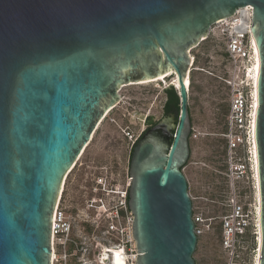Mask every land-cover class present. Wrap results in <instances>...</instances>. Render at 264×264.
I'll return each instance as SVG.
<instances>
[{
    "label": "water",
    "instance_id": "water-1",
    "mask_svg": "<svg viewBox=\"0 0 264 264\" xmlns=\"http://www.w3.org/2000/svg\"><path fill=\"white\" fill-rule=\"evenodd\" d=\"M261 5L264 0H0V264H51L52 215L66 174L120 104L123 86L167 74L178 85H169L178 116L148 129L130 159L135 264H196L183 174L191 154L190 52L213 25L247 6L259 59L255 147L264 264Z\"/></svg>",
    "mask_w": 264,
    "mask_h": 264
},
{
    "label": "rangeland",
    "instance_id": "rangeland-1",
    "mask_svg": "<svg viewBox=\"0 0 264 264\" xmlns=\"http://www.w3.org/2000/svg\"><path fill=\"white\" fill-rule=\"evenodd\" d=\"M221 31V25L213 26L208 37L191 52L199 70L193 67L189 74L193 83L192 87L189 84L188 95L194 141H191L192 154L183 174L188 183L192 210L200 214L220 211H217L218 204L209 200L222 199L223 202L226 198L225 178L214 173L222 171L223 167L220 133L230 99L226 81L240 80L244 76L245 61H232L227 57V43ZM169 87L157 82L122 88L119 93L121 103L94 133L84 155L67 177L63 196L67 213L77 218L97 177L105 176L120 187H125L131 180L128 170L131 146L147 129L149 121L154 126L164 118L165 91ZM242 187L247 189L244 190L247 195H251L248 185ZM224 257L213 231L201 239L193 254L197 264H222L219 258Z\"/></svg>",
    "mask_w": 264,
    "mask_h": 264
},
{
    "label": "built area",
    "instance_id": "built-area-1",
    "mask_svg": "<svg viewBox=\"0 0 264 264\" xmlns=\"http://www.w3.org/2000/svg\"><path fill=\"white\" fill-rule=\"evenodd\" d=\"M234 24L235 21L224 25L221 33L227 43V57L245 61L244 75L251 64L252 36L249 28L242 31L233 27ZM226 84L230 99L222 135L225 139L223 177L227 185L226 198L221 204L223 210L217 217L193 213L192 219L198 239L210 233L218 221L220 250L225 256L219 258L222 264H253L257 255L260 256V214L256 212L254 186L252 148L256 113H253L252 86L244 76L240 80L232 78ZM243 184L248 185L251 195L244 192L247 189ZM129 187L130 181L120 187L105 176L97 177L84 201V211L80 209L77 218L66 212L63 192L52 215L51 264H111L102 258L114 248L124 252L127 264H135L137 251L132 239Z\"/></svg>",
    "mask_w": 264,
    "mask_h": 264
},
{
    "label": "bare ground",
    "instance_id": "bare-ground-1",
    "mask_svg": "<svg viewBox=\"0 0 264 264\" xmlns=\"http://www.w3.org/2000/svg\"><path fill=\"white\" fill-rule=\"evenodd\" d=\"M251 10H252V8L250 6L249 7L247 6V7L240 8V9H238L236 11V13L234 14V16H232V17H230L228 19H225V20H223L221 22H218L215 25H221V27H223L224 25H226V24H228L230 22L235 21V24L233 25V27H237V29H240L242 31L246 30L247 28L250 29V26H251V18H252V11ZM215 25H213V26H215ZM211 28H210V30H211ZM205 39L206 38H203L202 41H204ZM253 41H255V40L252 37L251 38V47H252V51H251V64L247 66L248 68L244 72V77L246 78V81L248 83H250L251 86H252L253 105H254V111H253V113L255 114L256 113V83H257V78H258L259 59H258V49H257L256 43H255V46H253ZM191 59H192L191 60V65H192L191 68H193L194 58H191ZM243 64H244V62H243ZM191 68L188 71L187 77L185 79V87L187 89V93L189 91L188 88H189V84H190L189 74L191 73V71H193V70H191ZM166 78H171V74H167L165 77L160 78V79H156V80H153V81L140 82V83H130V84L125 85V86H145V85H149L151 83L162 82L161 84H165L166 86L173 84V85H175L178 88V85H177V82H176L175 79L168 81V80H166ZM125 86H123L122 88H124ZM122 88L120 89V91L122 90ZM120 91H119V93H120ZM119 96H120V94H119ZM120 100L122 101V97L121 96H120ZM113 109L114 108L110 109L105 114V116L103 117V119L101 120V122L96 127L95 132L100 128V126L102 125V123L105 121V119L107 118V116L109 115V113ZM254 124H253V128L255 129V125ZM94 133L92 134L91 139L93 138ZM253 137L255 139V134L253 135ZM91 139H90V141H91ZM254 139H253V141H255ZM90 141L87 144V146L83 149V151L81 152V154L79 155L78 159L76 160V162L73 165V168L77 165L78 161L84 155L87 147L90 145ZM252 154H253V170H254L255 199H256V202H257V204H256V207H257L256 212H257V214H260V203H259L260 202V196H259V192H258V188H257V186H258V179H257V176H258L257 175V156H256V147H255V143L254 142H253ZM73 168H71L72 170H69V172L65 176V179L63 181V186L61 188V192H60V195H59V198H58V201H59L60 197L62 198V196H63L62 194L64 192L65 182L67 180L68 175L73 171ZM58 201H57V204L56 205H58ZM258 242H259V246H260V237H259ZM106 252H108V253L103 254L102 260H108L109 262H111V264H117V253H120V260H121L122 264H127L126 257H125L124 252L122 250L115 249L114 248V249L109 250V251H106ZM259 258H260V256L258 254L257 257L255 258V261H254L253 264H259V260H258ZM135 259H136V256H135Z\"/></svg>",
    "mask_w": 264,
    "mask_h": 264
},
{
    "label": "trees",
    "instance_id": "trees-1",
    "mask_svg": "<svg viewBox=\"0 0 264 264\" xmlns=\"http://www.w3.org/2000/svg\"><path fill=\"white\" fill-rule=\"evenodd\" d=\"M195 63H196V60H195V62H194V65H193V67H194V69L195 68H198V67H195ZM198 70H199V68H198ZM197 71V70H196ZM192 73V72H191ZM190 86L192 87V85H193V83H192V79H191V75H190ZM189 93V92H188ZM165 94H166V101H165V103H164V105H163V115H164V117H169V116H171V115H174L175 116V118H177V116H178V113H179V99H178V96L176 95V92L174 91V89L172 88V87H169L168 89H166V91H165ZM227 111H228V107H227V110H226V114H227ZM189 114H190V108H189ZM226 114H225V116H224V122H223V130H222V132L220 133V137L223 139V151H222V156H223V167H222V171H215L214 173H218L219 175H223L224 174V171H225V166H224V154H225V139L222 137V135L224 134V132H225V117H226ZM190 119H191V114H190ZM191 123H192V121H191ZM192 136H193V132L191 133V136H190V139H189V143H190V152H191V154H192V147H191V141H194L193 140V138H192ZM191 154H190V156H191ZM189 162V161H188ZM187 166V165H186ZM185 166V167H186ZM209 200V199H208ZM209 201H211V202H213L214 204H218V208H217V211L218 210H220V211H218V212H214L213 214H205V212L202 214L203 216H205V217H217V216H219L221 213H222V210H223V207L221 206V204H222V199H220V200H214L213 201V199H211V200H209ZM193 213H197L196 211H193ZM219 228H220V225H219V223H218V221H216L215 223H214V225H213V235L216 237V243H217V247H218V249L220 250V236H219V233H220V230H219ZM211 233V232H210ZM209 235V233L208 234H206V236H208ZM206 236H203L202 238H204V237H206ZM202 238H200V239H198V242H197V245L200 243V241H201V239ZM221 251V250H220ZM196 264H197V262H196Z\"/></svg>",
    "mask_w": 264,
    "mask_h": 264
},
{
    "label": "flooded vegetation",
    "instance_id": "flooded-vegetation-1",
    "mask_svg": "<svg viewBox=\"0 0 264 264\" xmlns=\"http://www.w3.org/2000/svg\"><path fill=\"white\" fill-rule=\"evenodd\" d=\"M150 122V121H149ZM148 122V124H147V129L146 130H143L142 132H141V134H140V136H139V138H137L136 140H135V142L133 143V146H132V149L130 150V156L128 157V170H129V168H130V159H131V154H132V151H133V148H134V146L136 145V143H137V141L140 139V137L148 130V129H150L152 126H153V124L152 123H149Z\"/></svg>",
    "mask_w": 264,
    "mask_h": 264
},
{
    "label": "snow or ice",
    "instance_id": "snow-or-ice-1",
    "mask_svg": "<svg viewBox=\"0 0 264 264\" xmlns=\"http://www.w3.org/2000/svg\"><path fill=\"white\" fill-rule=\"evenodd\" d=\"M261 6L264 7V5H261ZM253 46H255V41H253ZM117 264H122L120 260V253H117Z\"/></svg>",
    "mask_w": 264,
    "mask_h": 264
}]
</instances>
